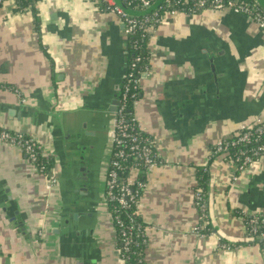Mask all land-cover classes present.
Masks as SVG:
<instances>
[{
  "label": "crops",
  "instance_id": "0c3cea01",
  "mask_svg": "<svg viewBox=\"0 0 264 264\" xmlns=\"http://www.w3.org/2000/svg\"><path fill=\"white\" fill-rule=\"evenodd\" d=\"M148 48L134 113L163 162L147 173L140 201L145 264H264V240L245 225L264 215V155L238 171L212 153L264 118V29L228 9L178 13L150 30ZM128 55L122 18L90 0L0 3V128L36 139L59 177L50 199L25 152L0 142V264H123L100 204ZM91 159L87 184L79 169ZM201 170L206 236L193 231Z\"/></svg>",
  "mask_w": 264,
  "mask_h": 264
},
{
  "label": "built area",
  "instance_id": "2783aa9c",
  "mask_svg": "<svg viewBox=\"0 0 264 264\" xmlns=\"http://www.w3.org/2000/svg\"><path fill=\"white\" fill-rule=\"evenodd\" d=\"M4 1L0 0V3ZM90 1L119 15L125 24L128 37L138 35L139 32H141L142 37H147L150 35V30L155 29L167 17L178 13L194 15L207 9H228L236 13L246 14L264 29V9L254 7L249 0H164L155 10L142 16L131 15L115 0ZM123 1L130 7L125 0ZM129 2L134 4V7H130L131 9L143 11L151 7L157 0H129ZM140 59L141 56H138L137 60ZM135 62L132 63V67H136ZM149 71L150 67L145 65L139 77H135L133 72H127V70L123 75L120 105L115 112L114 128L111 134V159L107 171L104 198L107 206L112 203L118 205L120 209L135 207V215H140V201L147 183V173L163 162L153 139L138 122L134 113L135 106L140 99L141 79L144 75H148ZM126 80L128 82H125ZM128 96L133 100V112L130 116H127L125 112L128 107ZM0 142L16 146L25 152L37 169L45 175L46 189L51 190L54 185L59 184V177L51 173L53 167L46 172V165L38 164L40 163V157L44 154L42 145L36 139L21 132L0 128ZM212 153L213 155L224 154L238 171L245 170L255 160L264 155V118L258 116L251 122L242 123L231 136L216 142ZM45 158L49 160V157L46 156ZM132 168L138 170L135 178L130 174ZM233 179L237 180L238 176L234 175ZM194 204L199 210V221L193 231L201 236H206L208 199L202 188L195 190ZM112 219L121 233L122 246L117 247V250L123 264H143L145 258L141 256V253L137 254L135 249L141 243L148 244L146 232L141 234L139 229H134L132 225L134 223L133 217L126 220L116 214ZM245 221L249 237L254 240H264V215H249L245 217ZM222 245L229 248L227 244ZM133 253L136 258L132 261Z\"/></svg>",
  "mask_w": 264,
  "mask_h": 264
},
{
  "label": "trees",
  "instance_id": "16d2710c",
  "mask_svg": "<svg viewBox=\"0 0 264 264\" xmlns=\"http://www.w3.org/2000/svg\"><path fill=\"white\" fill-rule=\"evenodd\" d=\"M18 1L21 3L22 6H25L30 0H18ZM125 1L130 7H134V4H131L129 0H125ZM249 2L254 7H258L259 9H264V7H262L256 0H249ZM100 7L105 9L103 6H100ZM35 16H37L36 12H35ZM36 19H38V17H36ZM148 40H149V35L147 37H142L141 32H139L138 35H132L129 37V55H128L127 72H133L135 77L140 76V72L144 70L145 65H148L150 67V51L148 48ZM138 56H141L140 60H137ZM134 62L136 63V67H132V63ZM125 82H128V81L126 80ZM139 93H141V89L139 90ZM128 97H129L127 100L128 107L125 109V112L127 116H130L131 113L133 112V100H131L130 96ZM41 163L46 165L47 167L46 172L49 171L50 168L53 167L52 160L50 159L47 160L44 156L40 157V163L38 164L41 165ZM199 178L200 179H199L198 187L203 189L206 197L208 198V194H207L208 180H209L208 170H201ZM108 210L110 214L112 215V217H114L116 214L122 218H125L126 220L130 219V217L131 218L133 217L134 223L132 225L134 226V229L135 230L139 229L141 234H144V232H146L147 225L142 220L140 215L134 214L135 207L131 209H120L118 205H114L111 203L108 205ZM114 226H115L117 239H118V247H120L122 246L121 233L119 232L115 224ZM147 247H148V244L141 243L140 246L135 249V252H137V254L141 253V256L145 258V251ZM135 258H136V255H134L133 253L132 261ZM143 264H145V260L143 261Z\"/></svg>",
  "mask_w": 264,
  "mask_h": 264
},
{
  "label": "water",
  "instance_id": "95a60500",
  "mask_svg": "<svg viewBox=\"0 0 264 264\" xmlns=\"http://www.w3.org/2000/svg\"><path fill=\"white\" fill-rule=\"evenodd\" d=\"M115 1L118 5H120L124 10H126L131 15L142 16L144 14L150 13L151 11L155 10L164 0H157V2H155L151 7H149L146 10H143V11H136V10L131 9L130 7H128L125 4V2L123 0H115ZM257 1L260 3L261 6L264 7V0H257ZM115 109H116V107L114 108V110ZM77 191H80L81 194L85 193V195H86V193H88V185L82 184V181L79 182L78 187H77ZM79 202H81V201H79Z\"/></svg>",
  "mask_w": 264,
  "mask_h": 264
},
{
  "label": "rangeland",
  "instance_id": "374dc122",
  "mask_svg": "<svg viewBox=\"0 0 264 264\" xmlns=\"http://www.w3.org/2000/svg\"><path fill=\"white\" fill-rule=\"evenodd\" d=\"M112 131H113V128L111 129V132H110V137H111V134H112ZM219 155H224V154H219ZM218 155V157H220ZM109 160V162H110V159H111V152H110V157L108 158ZM108 162V163H109ZM55 167V168H54ZM51 173H52V175H56V176H58V169H57V166L56 165H54L53 166V168H52V170H51ZM131 176L133 177V178H135L136 177V175L138 174V170H136L135 168H132L131 169ZM106 185H107V177L105 178V180H103V182H102V198L104 199L105 198V193H106ZM58 186V185H57ZM56 185H54L53 186V188H51V190H46L47 191V193L49 194V197H50V199H53V197H54V195H55V187H57ZM100 210L102 211V212H104L105 211V202L103 201V202H101V204H100ZM109 216H110V218H111V220H112V223H113V219H112V217H111V214H110V212H109ZM113 226H114V223H113ZM114 229H115V226H114ZM116 231V230H115Z\"/></svg>",
  "mask_w": 264,
  "mask_h": 264
},
{
  "label": "flooded vegetation",
  "instance_id": "af4514ba",
  "mask_svg": "<svg viewBox=\"0 0 264 264\" xmlns=\"http://www.w3.org/2000/svg\"><path fill=\"white\" fill-rule=\"evenodd\" d=\"M121 95H122V88L120 87V95H119V98L117 99V102L115 103V105H114V107H116V109H115V111L114 112H116L117 111V109H118V107H119V105H120V98H121ZM92 160V159H91ZM82 162H83V160H82ZM88 164H90V163H88ZM95 166V163H94V161L92 160V162H91V165H90V169H88V171H87V169H86V171L84 172V170H83V168L85 167V166H81L80 167V169H79V171H81L82 172V174H84V181L88 184V180H89V177L91 176H93V174H92V172H93V170H94V168L93 167ZM81 174V175H82ZM88 179V180H87ZM83 184V183H82Z\"/></svg>",
  "mask_w": 264,
  "mask_h": 264
}]
</instances>
